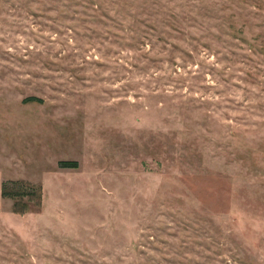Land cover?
Instances as JSON below:
<instances>
[{
	"label": "rangeland",
	"instance_id": "rangeland-1",
	"mask_svg": "<svg viewBox=\"0 0 264 264\" xmlns=\"http://www.w3.org/2000/svg\"><path fill=\"white\" fill-rule=\"evenodd\" d=\"M0 264H264V0H0Z\"/></svg>",
	"mask_w": 264,
	"mask_h": 264
},
{
	"label": "trees",
	"instance_id": "trees-1",
	"mask_svg": "<svg viewBox=\"0 0 264 264\" xmlns=\"http://www.w3.org/2000/svg\"><path fill=\"white\" fill-rule=\"evenodd\" d=\"M28 101H36V102L41 103V99H36V98H31V99L29 98V99H27L26 102H28ZM59 166L61 168H76L77 164L75 162L63 161V162H60ZM8 185H11V186L15 185V187L12 188L13 190H10ZM22 185H23V183L20 181L9 182V184L3 183L2 184V190H1L2 197L13 199V200H15V202H18L17 200L20 199L21 197H30V198L38 201V202L40 201V195H39V193H37L36 190L32 189V191L24 192V191H20L17 188V187H23ZM13 206L15 208L16 203H14ZM16 211L20 212L18 210H16Z\"/></svg>",
	"mask_w": 264,
	"mask_h": 264
}]
</instances>
